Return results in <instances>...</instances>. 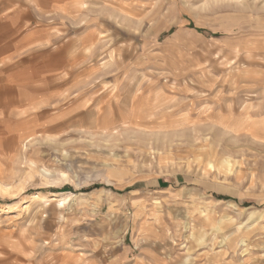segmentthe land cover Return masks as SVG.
Here are the masks:
<instances>
[{
	"label": "rangeland",
	"instance_id": "obj_1",
	"mask_svg": "<svg viewBox=\"0 0 264 264\" xmlns=\"http://www.w3.org/2000/svg\"><path fill=\"white\" fill-rule=\"evenodd\" d=\"M0 264H264V0H0Z\"/></svg>",
	"mask_w": 264,
	"mask_h": 264
}]
</instances>
